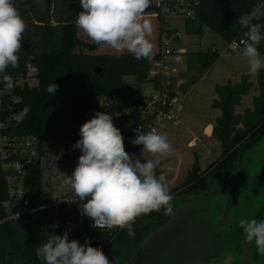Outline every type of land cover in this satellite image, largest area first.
Masks as SVG:
<instances>
[{"label":"trees","instance_id":"obj_1","mask_svg":"<svg viewBox=\"0 0 264 264\" xmlns=\"http://www.w3.org/2000/svg\"><path fill=\"white\" fill-rule=\"evenodd\" d=\"M188 1L192 15L185 17L186 31L201 34L203 26H207L228 43L244 36L246 28L239 20L255 8L258 0ZM14 3L24 21H30L25 22L27 28L23 34L19 66L8 69L15 87L9 92L0 83V140L6 137L7 142L12 143L30 138L40 155L51 143H76L80 139V126L89 120L85 111L94 106L99 97L105 96L112 101L113 111L125 113L129 107L130 87L123 82V77L132 76L136 82H144L151 61L159 56L162 34L173 32L166 25L158 6L151 1L146 15L153 24L149 39L155 54L151 61L137 60L132 54L116 53L108 45L95 44L76 27L75 20L82 11L80 0H40L38 7L36 0H14ZM260 22L264 23V19ZM259 51L264 54V41L259 45ZM188 55L186 70L179 74L186 80L182 89L196 73L207 70L219 56L211 49ZM30 67L35 70L33 77L37 81L33 86L26 82ZM96 67L101 68L99 73L95 72ZM51 83L58 85L52 96L46 90ZM257 85L259 94L252 101V109L246 108L243 114L236 113L234 107L251 87L248 77L243 75L238 83L226 82L215 86L217 97L211 107L219 109L220 115L211 135L219 140L221 154L205 170L194 163L185 182L170 190L174 198L182 192L206 190L209 173L218 169L221 174H227L243 151L264 137V70L257 74ZM25 106L30 111L18 123L15 116ZM115 125L121 131L125 128L120 118L115 120ZM5 150L7 158L4 160L19 157L9 148ZM1 160L0 146V217L5 215L3 203L8 197V178L11 175L10 170L2 167ZM23 184L31 207L51 202L50 194L42 183L40 156L33 159L26 169ZM55 210L56 207L40 209L27 217L4 223L0 228V264H42L36 256V249L55 232V228L46 223L48 217L54 216ZM58 210L61 217H74L72 239L78 235L82 244L84 235L94 234L96 242L93 247L101 248L110 261L118 253V247L135 246L146 229L168 218L163 210L139 217L133 225L135 238L130 239L126 231L94 229L92 221L82 216L80 202L69 209L60 204Z\"/></svg>","mask_w":264,"mask_h":264},{"label":"clouds","instance_id":"obj_2","mask_svg":"<svg viewBox=\"0 0 264 264\" xmlns=\"http://www.w3.org/2000/svg\"><path fill=\"white\" fill-rule=\"evenodd\" d=\"M80 5L82 11L75 25L95 44L108 45L116 53L132 54L137 60L153 59L154 45L149 39L153 24L146 15L151 0H80ZM262 19L264 7H256L239 20L246 28L245 39L240 42L241 56L252 76L264 69V57L259 51L264 41ZM26 28L14 0H0V83L9 92L15 82L8 69L19 66ZM57 89L58 85L51 83L46 90L52 96ZM29 111L28 106L20 110L15 116L17 122H22ZM79 134L80 139L72 147L81 155L71 175L64 174L63 183L70 186L80 202L82 216L92 221V227L126 231L131 239L135 238L133 225L139 217L161 210L164 215L173 214L174 196L167 177L156 174L162 159L173 151L166 135L155 128L147 133L139 131L131 142L142 146L141 160L126 151L121 130L107 112L97 111L80 126ZM238 224L246 241L254 242L257 252L264 256V219L242 217ZM36 256L42 264H110L101 248L70 240L67 232L63 236L51 234L36 249Z\"/></svg>","mask_w":264,"mask_h":264},{"label":"rangeland","instance_id":"obj_3","mask_svg":"<svg viewBox=\"0 0 264 264\" xmlns=\"http://www.w3.org/2000/svg\"><path fill=\"white\" fill-rule=\"evenodd\" d=\"M34 1V0H30ZM58 2V1H57ZM57 2H54L57 5ZM37 4V7L40 3ZM31 15V14H30ZM32 16V15H31ZM29 16V17H31ZM167 26L175 32L176 38L168 43L174 51L184 50L181 54L184 63L177 74L182 80L180 91L183 94L182 109L180 112V123L168 125L166 134L162 126L157 128V132L166 135L168 142L172 145V154L162 159L159 168L156 170L158 176L163 173L167 177L169 189L172 190L185 182L187 174L192 165L197 163L201 170H205L211 163L216 161L221 154L222 148L218 139L211 135L205 137L201 134V129L207 123L214 126L216 118L220 115L219 109H214L211 104L216 99V85L226 82L238 83L243 75L248 77L251 87L248 93L242 96L238 105L234 107L236 113L243 114L246 108L252 109V101L259 94L257 85V75L248 74L246 61L242 58L243 45L237 50L227 49L221 37L212 32L207 26H203L201 34L188 33L185 29V15L173 14L165 16ZM26 19L25 22H29ZM215 50L218 58L213 61L210 67L190 80L187 87L182 89L186 80L179 76L186 70V59L188 54L196 51ZM264 57V54H261ZM264 70V69H261ZM35 70L30 67L26 82L36 85L37 81L33 77ZM123 82L129 85L130 96L154 94V89L147 82H136L132 76H124ZM22 82V80H19ZM207 126V125H206ZM206 132H210V126L206 127ZM193 133V134H192ZM200 137L201 143H197L196 137ZM72 142L51 143L47 146L45 153L40 156L41 178L44 188L50 194V201L60 200L69 186L65 185V175H71L77 160L81 155L79 149H74ZM142 146L133 152V158L141 157ZM242 158L235 161L234 168L230 175H218V169H214L207 176L208 192L214 190L216 199L208 201V205H216L217 209L229 207V213L233 218L234 226L230 233V226L220 224L222 233L226 232L225 239H221L220 251L222 253H234L235 257H240L244 253V245L247 247L248 260L254 263L264 258L257 252L255 243H249L245 239L243 230L239 227L240 218L264 219V137H262L252 148L244 150ZM153 158V157H149ZM65 174V175H64ZM208 194V193H207ZM194 195H196L194 193ZM192 193L182 192L175 196V205H181L195 198ZM49 203V202H48ZM220 213H216V219ZM236 222V223H235ZM232 224V225H233ZM212 228V227H211ZM213 229V228H212ZM235 234V237H231ZM75 240L80 242L78 235H74ZM116 264H119L117 260Z\"/></svg>","mask_w":264,"mask_h":264},{"label":"built area","instance_id":"obj_4","mask_svg":"<svg viewBox=\"0 0 264 264\" xmlns=\"http://www.w3.org/2000/svg\"><path fill=\"white\" fill-rule=\"evenodd\" d=\"M151 1L158 6L159 12L163 17L173 14H184L185 17L192 15L191 3L188 0ZM256 7H264V0H258ZM175 38V32L170 34L164 32L162 34L159 44V56L151 61L147 70L144 82L151 85L154 89V94L130 96L129 107L125 109V113L113 111V102L105 96L99 97L96 104L85 111V116L88 119H91L97 111L107 112L112 115L114 124L116 119H122L125 128L121 133L126 151L130 154H133L139 148V146L133 145L131 142L139 131L140 133H147L152 128L157 129L166 124L180 123L183 94L179 88L183 81L178 79L177 74L184 63L181 55L184 50L174 51L168 46V43ZM243 39H245V36L232 39L227 43V49L232 51L239 49L242 46L240 42ZM233 45H239V47H233ZM124 118H126L125 121ZM0 146L3 158L1 165L4 169L11 171V175L8 178V197L3 203L5 215L0 217V228L8 221L27 217L37 210L56 207L53 216L55 219L54 225H57L55 229L61 228L62 235L67 232L69 239L72 240L74 217H61L58 210L60 204H64L69 209L79 202L73 195L70 186L60 200L49 202L42 206L31 207L23 179L26 173L24 164L31 163L37 157L38 149L35 143L30 138H23L16 142L8 143L7 138L3 137L0 140ZM7 148L17 153L19 157L15 160H4L7 158L5 150ZM94 229L110 231L107 229ZM95 242L96 236L94 234H86L82 237V244L88 243L93 246Z\"/></svg>","mask_w":264,"mask_h":264},{"label":"water","instance_id":"obj_5","mask_svg":"<svg viewBox=\"0 0 264 264\" xmlns=\"http://www.w3.org/2000/svg\"><path fill=\"white\" fill-rule=\"evenodd\" d=\"M100 70V67L95 68L96 73ZM30 166L31 163L24 164L25 169ZM207 203L197 197L178 206L174 201L173 214L161 224L155 223L146 229L135 245L131 258L121 264H264V258L250 263L245 245L240 257H235L234 253H222V242L218 243L219 258L212 254H216V244L210 236L211 226L216 223L212 207L216 205L210 207ZM46 223L53 226L54 217H48ZM54 234L63 236L61 228H56Z\"/></svg>","mask_w":264,"mask_h":264},{"label":"flooded vegetation","instance_id":"obj_6","mask_svg":"<svg viewBox=\"0 0 264 264\" xmlns=\"http://www.w3.org/2000/svg\"><path fill=\"white\" fill-rule=\"evenodd\" d=\"M228 174L230 175V173H227V174L219 173L218 175H226V176H228ZM208 190L209 189H206V190H203V191H199V192H194L196 194L194 197L195 198L196 197L197 198H203V200H205V201H209L211 199L213 200V198L216 199V196L214 194H212V193H214V190L210 191V192H208ZM173 203H174V200H173L172 204ZM212 208H213V213L215 215H216L217 212L220 213V216H218V218L216 219L215 225L211 226L213 229L211 228V231H210L211 239L216 244V254L215 253H212V254L215 255L216 258L218 259L219 258L218 256L220 255V254H218L219 253L218 252L219 251L218 243L221 242V239H223V238L225 239V236H226V232L222 233V231L219 229L221 227L220 223L223 222L225 224H228V226H230V233H231V230H232L234 224L231 221V219H233V218L230 216L229 207H226V209H224V208L220 209L219 208V209H217V211H216V206H213ZM224 225H222V227ZM235 236H236L235 234H232L231 237L233 238ZM134 247L135 246H130V245H125V246L118 247V249H117L118 253L116 255L112 256V261H110V264H116L117 260H119V264H121V263H123L125 261H128L131 258V256L133 255Z\"/></svg>","mask_w":264,"mask_h":264},{"label":"crops","instance_id":"obj_7","mask_svg":"<svg viewBox=\"0 0 264 264\" xmlns=\"http://www.w3.org/2000/svg\"><path fill=\"white\" fill-rule=\"evenodd\" d=\"M168 125H171V124H166V125H163L162 127H163V129H164V132H165V134H166V131L169 129L168 128ZM209 125L210 126V132L209 133H207L206 132V127ZM206 125H204L203 127H202V129H201V134H202V136H205V137H211V133H212V128H213V125H212V123H207ZM193 134V133H192ZM194 136L196 137V142L197 143H201L202 142V140L200 139V137H197L195 134H194ZM73 239H76V238H74L73 237Z\"/></svg>","mask_w":264,"mask_h":264}]
</instances>
